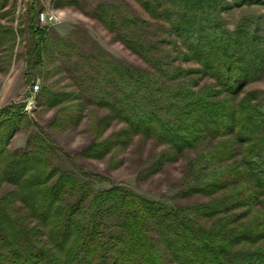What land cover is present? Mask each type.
Masks as SVG:
<instances>
[{
	"label": "trees",
	"instance_id": "trees-1",
	"mask_svg": "<svg viewBox=\"0 0 264 264\" xmlns=\"http://www.w3.org/2000/svg\"><path fill=\"white\" fill-rule=\"evenodd\" d=\"M14 1L0 0V20L15 21ZM133 1L136 9L63 4L100 23L144 66L122 63L81 27L49 34L31 0L27 63L42 65L51 49L72 88L43 85L35 99L66 111L107 110L102 122L122 129L97 135L82 158L101 160L115 142L140 136L161 147L144 171L182 159L178 197L204 200L171 207L122 184L97 189L109 179L41 127L25 149H11L26 113L10 103L0 108V191L13 187L0 192V264H264V97L245 90L264 76V35L258 22L243 18L231 29L225 17L264 0ZM18 32L0 23V49L13 54ZM61 155L73 169L59 165Z\"/></svg>",
	"mask_w": 264,
	"mask_h": 264
},
{
	"label": "rangeland",
	"instance_id": "rangeland-1",
	"mask_svg": "<svg viewBox=\"0 0 264 264\" xmlns=\"http://www.w3.org/2000/svg\"><path fill=\"white\" fill-rule=\"evenodd\" d=\"M64 0H39L42 11H52L59 16V23L53 27H47L49 34L68 36L70 31L81 27L95 39L98 44L116 59L127 65L144 66L143 62L131 54L123 45L113 40L100 23L83 14L78 7L66 6ZM84 8L89 10L97 3L105 2L112 4L128 3L137 8L133 0H79ZM31 0H15L14 22H7L9 17L0 20L2 25H11L18 29L16 47L13 54L4 48L0 49V108L10 103L24 104L26 113L25 123L13 136L9 147L11 149H25L29 133L41 127L45 133L62 149L67 151L74 160L85 169L99 173L109 179V182H97V189L109 188L112 184H122L130 187L139 195L161 201L176 207L194 201H203L200 197H178L181 178L185 162L178 159L173 163L165 164L162 170L156 174H148L144 171L152 162V157L161 147H155L149 140L140 136H133L131 140L122 144L115 142L112 150L101 160L84 159L80 156L81 151L89 146L99 135V140L116 137L123 124L110 121L105 125L102 119L107 110L95 106H87L83 109L75 108L70 111L59 108H47L39 104L34 95V102L27 104L33 84L39 86H51L53 90L72 91L69 81L64 73L57 69L58 62L54 52L50 49L43 57V64L34 65L33 58L27 63L26 52L28 51L31 38L27 30V6ZM227 24L232 29L241 19H251L252 23L258 22L260 34L264 35V6L235 9L225 14ZM245 90H259L264 97V76L246 86ZM37 92V93H38ZM36 93V94H37ZM36 98V99H35ZM71 104V102H69ZM264 110V108H263ZM79 116L75 125L70 121V116ZM68 117V118H67ZM59 165L65 169H73L72 163L61 155ZM13 190L11 186H3V191ZM24 213V211H21Z\"/></svg>",
	"mask_w": 264,
	"mask_h": 264
},
{
	"label": "built area",
	"instance_id": "built-area-1",
	"mask_svg": "<svg viewBox=\"0 0 264 264\" xmlns=\"http://www.w3.org/2000/svg\"><path fill=\"white\" fill-rule=\"evenodd\" d=\"M37 22L40 26H44V27H53L55 26L57 23H59V16L52 12V11H40L38 13V18H37ZM39 90V86L37 84H33L30 90L31 96L30 99L28 101L27 104H32L34 102V95H36V93Z\"/></svg>",
	"mask_w": 264,
	"mask_h": 264
}]
</instances>
